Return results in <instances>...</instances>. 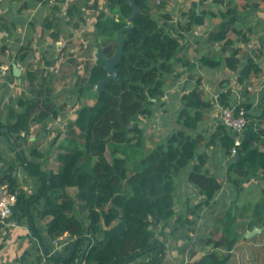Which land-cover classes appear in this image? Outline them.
Here are the masks:
<instances>
[{
  "label": "trees",
  "instance_id": "1",
  "mask_svg": "<svg viewBox=\"0 0 264 264\" xmlns=\"http://www.w3.org/2000/svg\"><path fill=\"white\" fill-rule=\"evenodd\" d=\"M133 1L139 10L131 27L127 23L132 11L128 0H106V11L99 10L97 0L92 5L96 12L99 10L96 15L99 27L92 37H87L85 50L89 54L102 48L104 55L111 57L116 49L117 31H121L125 35L123 54L115 65L121 81H110L97 97L95 86L107 76L102 60H95L90 66L87 63L85 77L70 75L75 83L65 92V95L69 93V100L72 102L71 97L76 95L94 100L95 105L92 109L80 108L75 119L67 123L66 137L57 148L56 170H41V164L27 159L19 144L20 135L28 132L32 124L41 123L45 127L63 110L59 95L54 92L53 72L27 68L21 73V81L28 85L24 94L14 99L20 111L11 122L0 123V135H6L11 147L19 150L16 155L20 164L38 181L35 193L28 194L19 187L12 175L13 169L7 168L0 174V185H7L16 195L12 215L6 222L14 220L16 225L25 226L33 233L30 246L36 255H31L26 264H162L166 251L164 244L154 237L156 225L165 228L175 219L174 223L187 226V231L192 225V219L187 216L198 219L197 213L205 206H214L216 196L221 193V183L202 170L206 164L202 150L219 141L229 156L235 135L221 123L210 141L195 133L206 111L214 106L212 100L202 98L197 87L181 94L176 112L177 127L147 153H137L144 146L143 119L152 118L159 101L162 104L181 44L155 18V10L163 11L166 2L153 5L152 0ZM206 1H193L187 10L181 11L180 16L185 20L183 31H190L195 23L202 24L205 17H219L218 28L207 33V40L211 44L222 43L224 51L230 48L224 67L232 71L239 69V83L257 75L258 65L249 57L242 64L237 56L243 54V50L233 46L231 36L242 34L236 27L238 9L229 7L215 13L206 9ZM244 1L250 6L248 0ZM212 3L214 6L231 4L224 0H212ZM66 14L78 15L76 5L69 6ZM26 49L21 48L18 57L20 65L25 67L29 57ZM200 63L208 69L221 65L220 60L209 56L202 57ZM217 98L222 107L243 108L247 118L227 172L235 191L239 192L249 177L264 173V107L256 116L248 114L252 111L251 102L231 105L225 92ZM59 138L60 134L54 142ZM128 148L139 158L138 169L133 172L129 171L128 160L119 155ZM194 161L188 181L203 198L196 209L192 208L183 218L175 212V178ZM73 189L71 196L69 190ZM78 208L86 213L85 217L77 214ZM252 216L264 226V189L252 205ZM42 220H45L44 234L36 227ZM63 234L75 238L55 250L51 242ZM236 242L235 235L229 231L218 240L208 239L204 244L212 248L211 252L187 264H226ZM221 251L225 253L220 254Z\"/></svg>",
  "mask_w": 264,
  "mask_h": 264
},
{
  "label": "crops",
  "instance_id": "2",
  "mask_svg": "<svg viewBox=\"0 0 264 264\" xmlns=\"http://www.w3.org/2000/svg\"><path fill=\"white\" fill-rule=\"evenodd\" d=\"M81 1L83 0H0L1 124L11 122L14 119L15 114L20 111L16 107L14 99L21 96V86L23 82L21 81V79L20 81H18L13 76L12 65L16 64L18 69H20L22 73L23 65H20L18 57L19 51L25 46V42H29L31 38L38 36L37 38H34V40L37 41V50L39 52L37 56L39 57L36 56V58L40 59V65H33L34 68L50 70L49 72H56L54 70L57 67L56 63L59 61L58 58L61 57L60 54H62L64 50L70 52L79 51L74 46L78 37L76 29H79L81 25L85 23L84 13L86 11V8L91 9L89 7L82 6ZM71 5H76V9L79 11L78 15L70 17L68 14H66L67 8ZM258 10L255 7H251V5H246L243 9H239L238 13L241 15V17L239 15V22L237 23L236 27L238 30H242V34H233L231 36L234 41L233 46L240 47L243 50V54H239L237 56L238 59H240L241 63L243 64L249 57L260 68V72L257 75L251 76L248 80L242 83H239L237 81L239 69L232 71L225 68L224 65L214 69H208L202 66L200 63V59L202 57L209 56L220 60L224 64L230 48H227L224 51L222 43L211 44L207 40V33L218 28L221 22L220 18L206 19L205 21L203 20L202 24L195 23L191 27L190 31L185 32L182 29L185 20L180 16L181 11L185 10H183L182 8L173 10V13L177 15V18L172 17V20H170V18L169 20H165L168 14L163 15L164 19L158 21L159 25L164 27L168 33H171V35L178 38L181 44V52L180 54H178V61L175 65L173 76H171L170 80L167 81L166 91L161 98L164 108L169 106L170 103H172L171 105L174 104L175 107H177V105L179 106L181 94L184 91L197 87L200 90L202 98L204 100H212L215 102V99H213L214 96L225 92L229 96V103L231 105L251 102L252 111L248 114L256 116L260 115L258 111L261 109V107H264V80L262 81L259 79L260 75L264 74V45L262 43V40H264V12L260 11L263 10L261 6L258 7ZM178 22L180 23V25L178 24ZM65 37H69V39L64 40ZM46 42H48L49 44H47ZM58 46L61 48L60 50L57 48ZM67 56L68 55H66L65 57ZM73 58L76 59V61H73L76 64V66L74 65L73 68L75 70L81 68L85 60L83 58H80L79 56H73ZM28 60L29 57L25 62L26 65H28ZM2 67L6 68L4 75H1L3 74L1 69ZM72 74L78 77H85V75H80L79 71H73ZM197 81H199V83H197ZM73 83H75L74 79L72 81V84ZM71 86H67L66 90L63 89L62 91H70ZM68 95L69 93H66V95H64L62 104L68 102L69 111H74L76 117L77 111L79 110L80 106H84V102L80 101L82 100V97L78 98V96L76 95L71 97V100H73L75 97V100L71 102L69 100L70 95ZM84 101L86 100L84 99ZM74 119H70L68 115L61 111V114L58 116V118L52 120L51 122H47L45 124V127L41 123L32 124L28 132L20 135V148L25 153L27 159L29 158V160L40 163L41 170L48 171L54 169L51 165H54L56 169V153L58 145L61 140L66 137L65 131L67 123L72 122ZM258 119L259 118L254 120L258 121ZM147 121V119H143L142 127L144 128V135L146 130L148 129L147 124L145 123ZM156 123V125H153L151 127L153 128L152 133L154 135L153 137H151V139L148 140L149 142L152 141L151 144L153 145L154 143H156V138H163L164 140L170 134V132H172L177 127L176 113L175 119L170 125L163 126L159 124V120H157ZM218 123L219 121L216 108L215 106H212L211 109L206 111L203 120L199 122L195 133L202 135L205 138V141H210V138L214 134L215 128ZM63 126H65L64 130H62ZM163 129L165 131H163ZM53 130H57V133ZM58 130H62V133ZM59 134L60 138L54 142L55 138ZM1 136H4L7 142L4 147L0 145V149L3 148V150L0 151V174H2L3 171L7 168L8 170L11 169V171L13 169L12 175L16 177L19 183V187L24 189L28 194L35 193L36 184L38 181L35 178H32L28 171L25 170L24 166L20 164V161L16 155V152L19 150H14L11 147L9 139L6 135H0V137ZM159 143L160 141L157 142V144ZM216 149L218 150V153H221V160H219V162L221 161L222 167L224 169L226 168L227 175L228 165L230 159L232 158L225 154L223 148H221L219 144V141H217L216 145L204 147V149L202 150L206 154V164L204 165L202 170L203 172L209 173L210 170L207 165L208 160L211 155L216 153ZM33 152L34 154H32ZM40 158L42 159L39 160ZM195 163L196 161L192 162L189 165V170L186 174L181 173L183 171L182 170L175 178L174 207L176 205L175 191L177 193L176 179H178L179 181L182 178L183 180V185L180 191L181 195L183 196L182 200L184 199L183 203L190 201V199L188 198L191 193L189 192L188 188H192L194 190V198L191 199V201H193L195 204H198L202 201L203 197L198 193V190H196L197 188L193 187L188 181V175L190 173L191 167ZM136 169H138V166ZM209 175H211V177H215V175L211 173H209ZM218 175L219 176L215 178L219 183H221L223 177L220 176V173ZM263 181L264 173L249 177L246 183L243 184V189L241 190H244L245 188H253L255 184H259ZM263 189L264 187L262 188V190ZM222 190L223 188L221 189V191ZM262 190L260 191V195H256L254 199L256 198L257 200L258 197L262 195ZM185 195L187 196V198L185 197ZM218 198L219 196L217 195L215 200L217 201ZM215 210V205H211L210 207L205 206L201 209V213H197V215L200 218L204 211L215 213ZM175 212L180 216L183 215V212H177L176 208ZM187 218L192 219L191 215H188ZM174 220L175 219H173L169 223V226L165 228H162L161 224H157V227L154 230H158L160 233H164V230L169 228L170 226L174 228L178 225L174 223ZM0 224L4 225L5 223ZM213 224L214 222L210 221L209 224L202 227L210 228ZM43 225L44 223L42 225L36 224V227L39 231H43L44 234ZM15 226L18 228H24V230H26V234H29V231L25 226ZM225 227L223 226V229L221 228V230L219 229V231L224 230ZM74 238L75 237L70 236V239ZM32 239L33 236L31 237V240ZM26 242H24L23 244L22 252H26L29 256L30 243L28 241V238ZM260 246L262 245L260 244ZM234 251L235 248L232 249L231 254H233ZM167 258V255H165V258L162 260V264H171L168 263L169 260H172L173 264H176L174 262V258ZM245 261L246 260L243 257L237 260L233 257H230L226 264H245Z\"/></svg>",
  "mask_w": 264,
  "mask_h": 264
},
{
  "label": "rangeland",
  "instance_id": "3",
  "mask_svg": "<svg viewBox=\"0 0 264 264\" xmlns=\"http://www.w3.org/2000/svg\"><path fill=\"white\" fill-rule=\"evenodd\" d=\"M86 1V2H85ZM95 0H83L81 1L82 6L89 7L91 9H87L84 13L85 17V23L81 25L79 29H76V32L78 34V37L76 39V42L74 46L79 50L78 52H70L67 50H64L62 54H60L59 61L56 63L57 67L54 69L56 72L54 73L55 81L53 83V88L55 94L59 95V101L60 105L63 106L62 112L68 115L70 119L75 118L74 111H69L68 102L62 104V99L65 95V91H62L63 89L66 90L67 86L72 85L73 79L70 78V75L73 71H79L80 75L84 76L86 75L85 71V64L88 63L90 66L95 59L94 54L95 51L92 50L89 54H87V50H85V47L87 45V37H92L96 31V29L99 27V22L96 19V15L100 9H103L106 11L105 5L106 0H97L98 1V7L99 10L96 12L94 9H92V5L94 4ZM157 0H152V4L155 5ZM164 1L167 3L166 7L163 11H157L155 10V18L157 20H162L164 14H168L170 20H172V17L177 18V15L173 13V10L177 9H183L186 10L191 5L193 1L198 0H159ZM226 3H231L230 5H224V6H214L212 3V0H207L205 2V5L208 6L206 8L207 10L213 11L215 13H219L220 11H225L229 7H235L238 9H243V5L245 4L244 0H224ZM250 5H254V7L258 10V7H262L263 10H260L264 12V2L262 0H248ZM172 9V10H171ZM259 11V10H258ZM122 12H126V10H122ZM121 12V13H122ZM130 15V14H129ZM240 15V14H239ZM129 17V16H128ZM241 17V15H240ZM243 17V16H242ZM169 18L165 20H169ZM219 18V17H217ZM206 19H211L209 17H205L204 21ZM218 21V20H217ZM220 22V20H219ZM38 36L34 37L37 38ZM34 38H31L29 42H25V46L29 53V60L27 67L23 66L22 74L25 73L27 68L33 69L34 65H40V59H37L36 56L39 54L37 50V41L34 40ZM69 39V37H65L64 40ZM263 39V38H262ZM49 44L48 42H46ZM262 43L264 45V40H262ZM59 50L61 49L59 46L57 47ZM39 49V48H38ZM230 50L227 53V56L229 55ZM32 55V56H31ZM68 55L67 57H65ZM73 56L83 58L85 61L83 62V66L79 69H74V65L76 64L73 62L76 61ZM31 57V59H30ZM39 57V56H37ZM88 57H91L90 59ZM34 64V65H33ZM224 65L221 62L222 66ZM84 68V71H83ZM36 69V68H34ZM50 71V70H47ZM2 75V74H1ZM254 76V75H251ZM250 76V77H251ZM249 77V78H250ZM260 80H264V74L260 75ZM260 82V81H259ZM28 83L26 81H23V84L21 86L22 94H24V89L27 87ZM217 95L214 96L213 99H216ZM82 102H84V106L88 109H92L95 105L94 100H86L84 101L83 98H81ZM75 100V97H74ZM164 108L163 104H157L156 106V112L157 115L154 114L152 118H150L147 122V130L144 135V146H142L141 149L138 150L137 153H147L150 151L157 142H162L163 138L157 139L156 143L151 144L152 141H148L153 137L152 129L153 125H156V121L159 120L161 125H170L173 120L175 119V113L177 112V107L171 105ZM79 108V109H80ZM54 125V124H53ZM66 126V125H65ZM65 126H63L62 130L65 129ZM62 130H58L62 133ZM57 133V130H53ZM163 131H165L163 129ZM160 136V134H159ZM6 138L4 136L0 137V145L4 147L6 145ZM3 148L0 149L2 151ZM137 153L133 152V149L128 148L127 150L121 151L119 155L124 156L128 162H129V171L133 172L137 168V162L138 159L135 158ZM136 154V155H135ZM40 157V155H39ZM109 158V156H108ZM40 158L39 160H41ZM221 153H218V150L216 149V153L211 155L208 160V167H209V173L215 175V177H218L219 173L220 176L223 177V180L221 182V188L223 190L218 195L219 198L217 199V202L215 204V213H211L208 211H204L201 215V217L197 220L192 217V225L186 231V227L182 226H176V229L172 230V226L165 229L164 233H160L158 230L153 229L154 237L157 238L160 242H162L165 246V251L167 255V259L174 258V262L176 264H187L194 261H197L201 257H203L205 254L210 253L212 248L210 246H207L204 244L206 243V240H218L222 235H225L227 231L233 233L236 237V244L234 246L235 251L233 254H231V257L234 259H239L241 257L245 258V264H264V226L260 225L259 223L255 222V218L252 216V205L255 203L256 198L254 197L257 195H260V191L264 187V181L255 184L253 188H245L241 191H235L231 181L228 179V173L226 175V168L224 169L222 167L221 161ZM1 163V161H0ZM56 170L54 165H51ZM17 169V168H15ZM189 170V167L183 169L181 173L186 174ZM228 172V169H227ZM208 176H211L209 175ZM177 181V193L175 191V198H176V205L175 208L178 211L183 212V218H185L188 214V212L194 208L196 209L197 203L195 204L191 199L194 198V190L192 188H188L191 195L188 199L190 201L183 203L184 199L182 200V195L180 193L183 180L182 178ZM196 189V188H195ZM243 189V188H242ZM197 190V189H196ZM75 190H69V194L71 196L74 195ZM187 198V196L185 195ZM187 211V212H186ZM77 214L81 217H85L86 213H83L81 209L76 210ZM199 212V211H198ZM201 213V210H200ZM189 219V218H188ZM191 219V218H190ZM210 221H213L214 224L210 228L202 227L204 225L209 224ZM13 223V224H12ZM45 223V220L40 221L37 223L38 225H42ZM14 220L10 222H5L4 225L0 224V264H26L30 260V257H34L36 254L33 252V249L31 248V253L28 254L25 252L23 253V244L24 242L28 241L31 243V237L33 236V233L30 231L29 234H26V230L24 228H18L14 225ZM18 226V225H17ZM223 226L225 227L224 230ZM253 227L261 228V232L257 233L249 238H245L246 232L250 231ZM191 230L190 232H188ZM163 231V230H162ZM187 234V236H186ZM27 243V242H26ZM262 246H260V244ZM257 245V246H256ZM233 248V249H234ZM225 253L224 251H221L220 254ZM31 257V258H32ZM34 259V258H33ZM168 263L173 264L172 260H169ZM44 264V263H42Z\"/></svg>",
  "mask_w": 264,
  "mask_h": 264
},
{
  "label": "built area",
  "instance_id": "4",
  "mask_svg": "<svg viewBox=\"0 0 264 264\" xmlns=\"http://www.w3.org/2000/svg\"><path fill=\"white\" fill-rule=\"evenodd\" d=\"M158 2L159 0L156 1V4ZM1 69L2 75H4L6 68L2 67ZM214 106L219 122L235 135L230 151V157H233L236 153V147L240 144V134L247 124L245 110L243 108H235L234 106L222 107L218 103L217 98L215 99ZM15 203L16 195L9 190L7 185H0V223H4L12 215ZM68 241L69 236L67 234L59 236L53 241L54 249H58L59 243H68Z\"/></svg>",
  "mask_w": 264,
  "mask_h": 264
},
{
  "label": "water",
  "instance_id": "5",
  "mask_svg": "<svg viewBox=\"0 0 264 264\" xmlns=\"http://www.w3.org/2000/svg\"><path fill=\"white\" fill-rule=\"evenodd\" d=\"M197 3H199V0L197 1ZM128 5L129 7H131L132 11L129 15V17L127 18V23H128V27H131L132 25V20L135 16V14L138 12L139 8L136 7L135 3L133 0H128ZM116 49L114 54L111 57H106L103 53V49L102 48H97L96 52L94 54V57L96 60H102L104 63V68L107 72V76L102 79L101 81H99V83L95 86V91H96V95L97 97L102 93V91L105 88V85L107 83H109L110 81H121V79L118 77L116 71H115V65L116 63L119 61V59L121 58L122 54H123V42L125 40V35H123L121 33V31H117L116 34ZM12 74L13 76L20 81V76H21V70L18 69L16 64L12 65ZM3 131L6 133L7 130L3 129ZM261 228L258 227H253L250 231L246 232L245 234V238H249L257 233L261 232Z\"/></svg>",
  "mask_w": 264,
  "mask_h": 264
},
{
  "label": "clouds",
  "instance_id": "6",
  "mask_svg": "<svg viewBox=\"0 0 264 264\" xmlns=\"http://www.w3.org/2000/svg\"><path fill=\"white\" fill-rule=\"evenodd\" d=\"M217 100H218V98H217ZM238 104H239V103H238ZM234 105H236V104H234ZM218 121H219V120H218ZM219 123H220V122H219ZM221 124H222V123H221ZM229 156H230V155H229ZM5 222H6V221H5ZM5 222H4V223H5ZM61 236H62V235H61ZM68 236H69V235H68ZM58 237H59V236H58ZM58 237H57V238H58ZM55 239H56V238H55ZM55 239H54V240H55ZM54 240H53V241H54ZM72 240H73V239H70V236H69V241H68V243H70ZM53 241H52V244H51V245H53ZM68 243H59V247H60L61 244H68ZM53 246H54V245H53ZM59 247H58V248H59ZM55 250H56V249H55Z\"/></svg>",
  "mask_w": 264,
  "mask_h": 264
},
{
  "label": "bare ground",
  "instance_id": "7",
  "mask_svg": "<svg viewBox=\"0 0 264 264\" xmlns=\"http://www.w3.org/2000/svg\"><path fill=\"white\" fill-rule=\"evenodd\" d=\"M60 235V234H59Z\"/></svg>",
  "mask_w": 264,
  "mask_h": 264
}]
</instances>
